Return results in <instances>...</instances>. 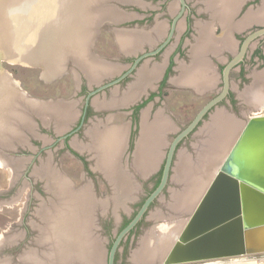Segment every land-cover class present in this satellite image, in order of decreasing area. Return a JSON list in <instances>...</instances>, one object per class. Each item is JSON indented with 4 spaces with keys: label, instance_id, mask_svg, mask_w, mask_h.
I'll return each mask as SVG.
<instances>
[{
    "label": "water",
    "instance_id": "95a60500",
    "mask_svg": "<svg viewBox=\"0 0 264 264\" xmlns=\"http://www.w3.org/2000/svg\"><path fill=\"white\" fill-rule=\"evenodd\" d=\"M29 1L32 3H29ZM71 1L73 2L72 7L67 8L64 4V0H57V2H55L57 6L54 4L53 9L50 11L49 0H0V19H6L5 24L0 27V78L3 76L2 73H5L1 65V59L4 57L10 58L13 61L19 60L21 62H31L35 60L41 64L44 72L49 70L51 63H53L54 67L61 68L60 65L63 63L65 64L68 59H71L73 64L81 70L82 73L84 72L85 75L89 76L90 81L93 80L95 76L96 78L94 80L97 79L98 75L92 59H95V57H93L90 52L91 38L101 31L103 24L116 27L126 20L123 13L122 16L118 17L117 9L122 5H127L128 0ZM179 1L181 3V8L173 16L170 30L161 44L155 49L146 51L136 57L132 64L115 79L100 84L96 89L89 91L84 101V111L79 125L67 134L61 133L57 141H61L62 138L81 128L84 122L85 110L89 104L91 95L106 87L117 85L120 80L137 69V64L141 59L156 54L169 42L185 8V0ZM13 6L17 8L16 11H12L11 8ZM55 8L56 11L54 12ZM72 25H75L73 32L74 36L69 37L66 32ZM4 26L6 28L2 29ZM58 29L63 30V32L58 34ZM14 32L20 37L19 44L17 43L18 47H16L19 50L17 51L19 57L16 56L15 59L13 58V53H11L14 52L13 50L15 47H12L13 49L8 47V51L7 49H3L2 42L4 41V44L7 45V40L13 39L12 35H15ZM53 33L54 37L52 36ZM56 35L59 36V40L57 41L55 40ZM9 37H11V39ZM260 37L264 39V25L254 28L243 37L238 50L233 53L222 68V86L215 95L199 108L191 120L175 133L168 144L165 161L157 185L146 195L127 224L116 232L108 251L104 253L101 250L100 253L94 255V258L89 254L87 258L82 259L79 258L77 252H73L74 250L72 248L71 252L73 253L70 254L72 255L70 259L62 260L64 264L66 261L70 263V260L72 263L78 261V264H85L84 261L86 259L97 264L99 263L101 254L105 258V264L115 263V255L121 242L133 229H135L137 224L144 219L146 213L149 212L150 206L162 196L164 190L167 188L173 171V156L178 143L184 138H187L189 134L198 127V124L204 119L205 115L225 98L230 88L231 82L229 73L231 69L243 60L251 43ZM26 38L33 39V44L36 42L35 45L25 44L24 41ZM63 39L67 40L65 45L62 42ZM14 45L15 43L10 46ZM52 57L55 58L53 62H51ZM59 60L63 61L59 64ZM60 71H62V69L57 73ZM136 72H138V70H136ZM56 76H59V74ZM4 77L5 75L3 78ZM6 77L4 79L8 85H0V113H4L3 118L5 121L2 126H0V151L3 152L11 151L13 149V143L19 142L22 143V145H26V143L21 140L22 136H17L13 131L11 132L12 134L6 136L3 133V131L7 130L6 128L4 129V124L6 125L7 123L10 127L16 125L29 128L27 129L29 132H34L33 128L35 127L33 123L28 124V122H31V119L27 121L21 119L22 121H20L22 123L20 125H17L15 122L17 121L15 116L13 119L11 113L17 109V105L14 108L13 104L16 98H14V95L12 96V93L18 92V94H20L19 96H22L24 93L15 88L13 81L9 80L11 78L7 77V79ZM22 98V100H18L19 111L32 112L33 115H37V119L41 121L42 124L46 123L48 125L51 121L53 126H58V132L61 131V128L62 130L66 128L69 121L75 119L74 110L71 114L70 106L63 100L52 102V100L28 98L25 95H23ZM64 106H67L70 112V117L68 119L63 117L65 113L61 109H64ZM96 108L99 107L97 106ZM108 128L114 129L116 127L110 126ZM85 132L89 143L94 145L93 139L90 137V129H86ZM141 136L142 132L139 134L138 142ZM123 144L124 137L122 146ZM46 148H48V146ZM92 150L95 155L100 153L101 148L93 146ZM88 151L90 152V150ZM34 157H37V154L34 155ZM4 159L8 160L9 158ZM92 160L94 161L96 169L98 168V170L95 171L101 174L108 185L109 195H107L106 199L103 201H97L92 196L91 199L94 205L88 215L94 214L95 208L99 207L101 204L103 205L102 202H105L104 205H109L114 209L113 222L116 223L119 218L118 211L126 210L127 203L134 199L132 192L135 188L133 182L130 180V174L128 170H114L113 167H105L102 160H100V158H95V156ZM14 161L16 162V160ZM110 170L116 175H114V179L110 177L111 174H107ZM132 172L143 179L147 177L149 171L142 172L140 170H132ZM44 173L47 175V177L45 176L46 191L50 193L52 198L59 200L55 210L64 208L67 204V200L62 198H64L65 195L61 197L57 194L56 186L54 187L52 185L53 179L50 178L52 173ZM177 175L181 179L183 177H189L187 175L181 177L178 170ZM183 182L185 186L189 184H186V181ZM127 184H129V186H127ZM67 187L73 192L72 194H80L88 189V186L71 189L68 184ZM176 197V193L174 194L173 192L171 194V202L175 201ZM190 210H192V212L189 217L184 222L176 224V229L173 230V234L170 237L172 238L173 236V242L168 246L167 250V244L153 240L152 243H157V246L155 247L153 244V246L146 247L147 251L150 253L147 254L144 259L140 261L133 260V256L138 252V249L134 250L131 254L133 263L185 264L264 253V114L253 115L242 125L238 124L237 131L234 133L227 149L213 165L212 169L207 172L196 200L189 206L188 211ZM54 211H45L48 216H51L49 218L45 216V213L43 214L44 217L35 215V218L41 222V225L49 221L54 224L55 222H52L51 219L55 214ZM181 212H178V214ZM86 214L87 212L85 211V215ZM174 218L175 216L170 217V220ZM41 230L42 228L39 229L38 232L40 233ZM176 232H178L177 235ZM46 234H48L47 231H44V235ZM154 234L155 232L152 233V239L157 237V235ZM44 235L39 236V241L44 242L45 245H50L52 253L48 256L49 252H41L39 255L38 251L31 250L29 253L19 258L21 264H37L40 262L43 264H47V262L50 264L59 263L58 255H53L58 252L57 242L54 243L56 240H54L53 237H47V235L44 237ZM71 238L72 237H70L71 244L75 243ZM85 238L87 237H84V239Z\"/></svg>",
    "mask_w": 264,
    "mask_h": 264
},
{
    "label": "rangeland",
    "instance_id": "374dc122",
    "mask_svg": "<svg viewBox=\"0 0 264 264\" xmlns=\"http://www.w3.org/2000/svg\"><path fill=\"white\" fill-rule=\"evenodd\" d=\"M49 1H50V11H51L57 0H49ZM59 1H63V0H59ZM145 1L152 3V6L154 7V9H156L158 3L162 0H153V1L145 0ZM29 3L32 2L29 1ZM64 4L66 5L67 8H69L72 7L73 2L71 0H64ZM125 8L126 9L128 8L129 11L138 12L140 13V15L142 14V12L144 13V11H141L138 8L134 7V5L133 6L129 5L126 6ZM11 9L12 11L13 10L16 11L17 8L13 6ZM55 11L56 8L54 12ZM155 15H157V13L154 14V16ZM140 18L124 22L122 25L124 26L129 25L130 27H132L135 24L143 26L147 23H151L149 21H151L152 18H148L145 21ZM5 22L6 19H1L0 26L1 25L3 26ZM260 25L261 24L259 23H253L252 26H249L247 27V29L241 31V34L244 35L246 32H249L252 28L254 29L260 27ZM5 26L2 29L6 28ZM74 28L75 25H72L70 28L72 33L71 32L67 33L69 37L74 36L73 34ZM112 29H110V26H108V24H103L101 31L98 32L96 36H92L91 38L90 52L93 55V57H95L97 60H105L106 63L109 64L118 62L122 66H128L129 62L124 61L123 58L120 59L121 52L119 50V46L116 41V34ZM52 36L54 37V33L52 34ZM176 36L177 34L175 35L174 39L176 38ZM58 37L59 36L57 35L55 36L56 41L59 40ZM119 37L120 36H118V39ZM19 38L20 37L16 33L15 35H13V39H12L13 42L10 45L15 43L14 46H10L9 44H8L9 46H7L6 44H4V41H2L3 49H7L8 47H11V49H13L12 47H15L13 50L14 52H11L14 55L13 56L14 59L16 58V56L19 57L17 54V51L19 50L16 48L18 47L19 44L18 43ZM174 39L167 45V47L164 49L162 54L165 52V50L167 51L171 48L172 44L175 43ZM24 43L29 45L30 44L35 45L36 42H34L33 44V39L26 38ZM252 45H253V50L256 46H259L264 53L263 37L257 38L252 43ZM54 59L55 58L52 57L51 62H53ZM92 59L96 61V59L94 58ZM18 61L19 60L13 61L10 58L3 57L1 59V65L5 73L4 74L2 73V75L3 76L5 75V77L7 76L11 78L13 81H15V83H17L18 89L22 91V93H24L28 98H33L37 100H52V102H57V100H63L66 103H68V105L71 108V114L73 113V110L75 113V119H72L71 120L72 122L74 121L76 122L80 111V106L83 105L86 96L84 91H78L77 88L80 85H82L83 87H87L88 89H90L91 87H93L94 84L102 82V80L104 79L110 78L109 76H107L98 80L97 77V79L94 80L96 78L95 76V78L90 81L89 76L85 75L84 72L82 73L81 70H79L73 64L71 59H68V61H66L65 64L63 63L62 65H60L61 68L60 67L56 68L54 67L53 63H51L50 69L53 70L54 72L48 76L43 71L41 64H39L35 60L31 62H21V61L18 62ZM61 61L59 60V64ZM262 61L263 60L258 59L257 56H253V62L248 60L246 64L248 69L247 71L248 78L243 82V84L238 83L239 79L237 73L233 71L231 73V84H232L231 87L233 89V95L236 98V104L231 106V104H229L227 100L226 102L218 103L215 108H212L209 111V113L205 115L204 119L200 121V123L198 124V127L195 128V130L192 133H190L187 138H184L180 142L176 151V157L174 159V164L172 168L173 171L171 173V179L167 185V188L164 190L162 196L150 206L149 212L146 213V216L144 217L142 222L134 229L132 233L128 235V237L123 242V244L121 243L118 251V258H117L118 263L124 262L126 264H134L133 263L134 259L132 260L131 254L134 252L135 249L139 250L141 245H145L146 241L148 242L149 247L153 246L154 243L151 242L153 241L152 233L154 230H156L161 226H165V225L167 226L171 224H178L180 222H184L189 217L190 213L192 212V210L188 211L189 208L186 211H182L180 214H178V212H175V210L172 208L173 206H171V201H172L171 194L174 192V194L176 193V195H179L185 190V188L188 189L190 187L189 186L190 183L186 179H181L178 177L176 168L180 164L181 159H186L196 162V159L198 157V150H199L198 147L200 146L201 140L205 139V137H208L207 134H205L206 133L205 131L207 130L208 127L207 125H209L210 124L209 122L212 120L211 117L214 119V117L217 114H223L226 115V118H228L229 116V119H231L234 123L242 125L249 117L253 115L264 114V65L262 64ZM105 68H109V67L107 66ZM61 69L62 71L57 73ZM102 71L103 73L108 72L105 70ZM57 74H59V76H56ZM251 75L252 77H250ZM254 75L256 79V81H254V84L260 83L261 85L260 86L261 94H259L261 98L260 99L258 98L256 101H253L251 98L249 99V96H247L246 94L251 90L253 86ZM2 78H0V82ZM4 78L2 79L3 81ZM134 80L135 79L131 77L130 79L126 80L123 83L133 84ZM113 87H111V89ZM219 88L220 86L217 87L216 89L209 90L208 92L202 94L194 93L186 88H179V87L168 88V89L166 88L161 92L159 96H156L154 100L152 99L149 101L148 105L152 104L154 106V110L157 109L156 112L160 110L162 112L161 113L162 117L169 120L168 121L169 123L171 121V128L169 129L166 135L167 136L166 141L168 144L172 140L175 133L179 131L183 126H185L191 120V118L199 110V108L213 95H215V93H217L216 91H218ZM104 94L105 91H102L97 95H95L94 97H92V105L94 106L96 105V103H100L97 102L98 100L95 97H99L100 95L102 96ZM109 96H111V98H109L108 100L106 99L101 101L105 102V104L108 105V103H111L112 100H114V98H116L117 101L120 100L122 94H114L111 93L110 91ZM249 100H252L250 102H252L253 106L249 104ZM16 105L17 102L15 100L13 104L14 108ZM107 105L104 108L101 107L96 108L95 106L93 107L94 110L89 114L88 120L83 125L82 130L76 134H72L71 137L69 138L68 141L72 147L75 146L73 142L74 140H78L82 145L89 142L88 138L86 137L87 134H85L86 129L89 130L88 128L108 130V132H110L111 130L108 128L110 126L122 127L123 129V124L128 119L125 115L126 112L122 111L120 108L116 109L115 105L112 107L109 105H108L109 107H107ZM15 114L16 113L14 112L11 113L12 116H15ZM18 119L21 120L20 118ZM31 123H33V125L35 126L33 128L34 129L33 138L37 140V142L28 143L26 146L22 145V143L19 142L13 143V147H12L13 149L9 153L10 158L8 157V154L1 151L9 159L7 160L4 158H0V264H21L19 262V258L25 255L26 253H29L31 250L38 251L39 255L41 252H49L48 253L49 256L50 253H52L50 248L51 246L47 244L45 245L44 242L39 241L40 240L39 236L44 235V231L45 232L47 231L48 233L46 234L47 237L50 236V238L53 237L54 240H56L54 241V243L57 242L58 252L54 253L53 255L54 256L58 255L59 258L58 264H64L61 258H63L64 256L63 260L70 259V257L72 256L70 254L79 251L78 250L79 248L77 246H76L77 248L73 246V250H74L73 252H71L72 251L71 250L70 253L61 256L60 255L61 249L59 250L60 245L58 244V242H60L59 241L60 239L55 232V226L57 224L60 225L59 224L60 220L58 221V219L57 220L55 219V217L58 215L53 217L54 221L52 222H55L54 224L50 223L51 221H49L48 223H42L41 225L40 224L41 222H39L38 219L35 218L36 217L35 215L38 216L41 215L42 217H44L43 214L45 213V211L53 212L55 210V207H57L58 206L57 204L59 203V200L52 198L50 193L46 191L45 176L47 177V175L44 172H46L47 165H45V163L53 167L54 169L55 168L60 169V170H55L56 172H58L57 175L54 174L55 172L53 171L50 178L54 180L57 177L61 178L63 182H66L64 184H68L71 187V189H77L81 187L83 188L84 186L90 185L89 189H87V191L85 192L87 194L85 201L86 212L88 209L91 210V208L94 205L93 203L89 204L90 195L91 197L93 196L97 201H103L104 199H106L107 195H109V188L108 185L105 184V182L102 180V176H100L101 174L95 170H85L83 168V165L79 162V160H77V158H75L71 153H69L68 150H65L63 148L62 141H57V143L53 147L46 149L44 148L43 152L38 153L37 157H35L34 160H31L32 153L37 152V148L39 146H44L49 143L53 144L54 138L56 136L60 135L65 131L70 130L73 126L72 124L69 123L66 128H64L63 130L61 128V131L58 132L57 131L58 126L56 127L55 125L53 126L51 121L50 124L48 125L46 123L42 124L41 121L37 119V115L32 116V120L31 122H28V124ZM163 135L164 134H162V137H164ZM28 137L29 134L27 138ZM123 137L124 135L121 136L119 139L123 140ZM165 147L163 140V148L161 150L162 157L165 154V149H166ZM20 151H26L28 153L19 156L15 155L14 152H20ZM80 152H82L80 154L83 155V157L87 160L86 165L91 168L92 155L84 153L83 151ZM14 160H16V162ZM162 160L163 158L160 161L162 162ZM29 162H31L29 165L30 169L27 170ZM10 163H12V165ZM26 172L30 180H27L26 176L24 175ZM59 172L61 173V175ZM129 172H130V180L133 182V186L135 188V190L132 192L134 195L133 196L134 199L131 202L127 203L126 210L118 211L119 218L116 223L114 222L112 223L109 229L110 236H107L106 233H102V229H101V225L106 221L107 217L112 216V220H113L114 209L109 205L108 206L104 205L105 202H102L103 205L101 204L99 207H97L98 211H96V213L94 212V214L92 213V215L91 214L88 215L89 211L87 212L83 220L81 233L80 231L77 232L78 229H76L70 235V237H73V240L76 242H78V240L80 239L79 241H81L83 244L86 243L89 246L91 244L93 246L97 245L96 248L91 246V248L96 252V255L100 253L101 250L104 253L108 251L112 237H114L116 232L119 230L120 228L119 226H121V224L126 219L130 218L134 214V212L138 209V207L140 206L141 202L144 200L146 195L155 187V185L153 184L154 182H156V178L158 179L161 170H152L151 173H148L147 177L143 179H141L137 174H134L132 170H130ZM31 181L33 182L34 185L33 191H31L30 188ZM183 181H186V184L187 183L189 184L185 186ZM56 187L61 188L58 183H56ZM60 190L59 192H57L59 196L60 194L63 195V192ZM69 193L71 192L69 191ZM60 210L61 209H58L57 212L55 213L59 214L61 212ZM66 211L67 209L62 211L61 214L64 215ZM88 216L90 217V221L92 222L91 224L92 227L94 225L97 227V232L94 235L92 234V236H90L89 233V236L87 237V234L85 233V228L87 226L86 224L89 223ZM173 216H175V218L173 220L172 219L170 220V217ZM33 222L36 224H33ZM53 225L55 226L53 227ZM70 226L71 228H73L72 225ZM40 227L42 228V230L39 233L38 230L41 229ZM178 232H176V235L178 234ZM80 234L81 237L79 238L78 236H80ZM46 235H44V237ZM84 237L87 238L84 239ZM170 239H173V236L172 238L165 239L166 241L163 240L164 244L168 242L166 250L168 249V246L173 242V240H171L170 242ZM82 254L78 253V255L81 257ZM92 258H94V255H92ZM104 259L105 258L101 254L99 258V263L97 264H105ZM84 263L94 264L89 259H86ZM37 264H43V263L40 262ZM47 264L50 263L47 262ZM65 264H78V261L77 262L74 261L72 263V261L70 260V263L66 261ZM185 264H264V253H258L254 255H246L240 257H232V258L204 260V261L191 262Z\"/></svg>",
    "mask_w": 264,
    "mask_h": 264
},
{
    "label": "flooded vegetation",
    "instance_id": "af4514ba",
    "mask_svg": "<svg viewBox=\"0 0 264 264\" xmlns=\"http://www.w3.org/2000/svg\"><path fill=\"white\" fill-rule=\"evenodd\" d=\"M171 1L172 0L160 1L157 5L156 9H154L153 6H150V5H152V3H150V5L144 6L142 9H139L141 11H144V13L142 12L143 16L141 18L144 21L147 20L148 18H152L154 16V14H156V13L157 14L162 13L163 15L161 16V18L163 17V18L167 19V28H166L164 34L162 35V37H160L159 40L152 42L151 46L146 44L137 51L131 50L126 55L122 54L123 56L121 55L120 59L123 58V60L126 62H129V65H130L135 60V58L138 57L140 54H142L146 51L155 49L157 46H159L161 44V42L166 38V36L170 30V25H171V21H172L173 16L181 8L180 1L176 0L177 7L175 8V11L173 12V14L170 16L168 13L170 12L171 9H169L168 6L171 3ZM257 2H259V0H245L244 4L240 10L239 15H241L243 13V11H245V9L249 5H253ZM200 7H202V4L199 1L185 0L184 12H183L182 16L179 18V20L181 18H183V20H184V29L178 35L177 41L173 44V47L170 50L169 54H167V56L163 59L162 52L164 51V49L167 47V45L174 39L175 35L177 34V28L176 27H177L178 22L176 24L175 30H174L173 35H172L171 39L169 40V42L156 54L151 55V56H147V57H145L139 61V63L137 64V67L143 62V60H145L146 58H150V60L146 63V66H143L144 70L141 68V72H139V74H138V72H136L137 69H135L130 73V75H127L126 77H124L122 80H120L117 83V84H119V91H120L119 94H122V91L125 92L120 97L121 100H124L125 104L124 103L123 104H116L115 108L116 109L120 108L122 111L126 112L125 115L128 119L124 122L123 129H121V130H123L124 144L122 146V143H120V145L122 147L119 146L120 148L118 147L116 152H115V150H116L115 147L111 146L112 142H110L108 134H107V136H105V134L108 132V130L104 131L102 129L89 128L90 132L95 130L96 133L98 132V133L102 134V135L99 134L100 138H104V140L107 139L104 142H106V143L109 142L108 143V145L110 144L109 148L113 149V150H111L112 152H110V153H108L109 152L108 150H106V151L102 150V144L100 147L98 146L100 144L99 139L98 140H96V139L99 136H97L94 139L90 135V137H92V139H93L94 145H92V143H89V142L82 145L78 140L73 141L75 144V146H74L75 148L69 144L68 140L71 137V135L76 134L82 130L83 125L88 120L89 114L94 110L93 107L98 106V107L104 108V106L107 105V104H105V102H103L101 100H106V99L108 100L109 98H111V96H109V93H110V91H111V93H113V92H112V90H109V89H111V87H113V86L106 87V88H104V89H102V90H100V91H98L95 94L90 96L89 104L85 110L83 125L76 132L67 135L66 137L62 138V140H61L63 148L65 150H68L69 153H71L75 158H77V160H79V162L83 165V168L85 170H98V168L96 169V167L94 165V161L92 160V159H94V156H95V158H100V160L103 159L102 163L105 165V167H109V168L113 167L114 170H128L129 174H130V172H129L130 170H149L148 173H151L152 170H162V167H163V164L165 161L167 148H168V143L166 141V138H167L166 135H167L169 129L171 128V121L169 123L168 122L169 120H167L166 118H163L162 114H161L162 112L160 110H158L156 112L157 109L154 110V106L152 104L148 105L149 101L152 99L154 100L155 97L159 96L161 94V92L166 88L167 89L168 88H175V87L186 88V89H188L194 93L202 94V93H199L201 90H206L205 92H208L209 90L216 89L217 87L222 86V77H221L222 68L225 65V63L231 58V56L233 54L229 50H226L223 47H222L221 51H218L220 49V48H218L219 44L218 43L215 44L214 42H215V40H220L221 37H220V33H219L220 32V26L216 20L213 22L212 29H209V27L206 28L205 31L207 34L205 33L206 35H202V33L200 31L201 25H196L195 22L197 20V16L208 18V12L198 11L199 10L198 8H200ZM239 15H238V17H239ZM152 20H153V18L151 19V21ZM151 21H149V22H151ZM127 24H129V23H127ZM251 30H253V28ZM246 33H248V32H246ZM246 33L244 35L241 33H235L234 34L235 40L237 41L235 51L238 50V48L241 44V41H242L243 37L246 35ZM141 34H144V32L141 31ZM200 35L206 36L207 38L213 40V45L206 46V48L202 54H201V51H200V53L195 54L197 51H199L200 38H201ZM252 43H251L250 47L247 49L243 60L240 61L237 65H235L231 69V71L229 73L230 81H231V73L234 71L237 73V76L239 79L238 83L243 84V82L248 78V76H247L248 69H247L246 64H247L248 60L253 62V56H257L258 59L263 60L262 64L264 65V53H263V51L261 50V48L259 46H256L253 50ZM217 51H218V53L219 52L220 53L215 54V52H217ZM192 52L194 54H191ZM218 55H222L224 57V59H225L224 62L220 63V61L218 60V57H219ZM178 60H181V62H180L181 66L182 65H187V66L193 65L194 66L196 64H199V61H201V60H207V61H204L206 64H209V61L213 62L216 65V71L218 73V82H217L216 86L213 87L212 89H210L209 87L196 89V87L194 86V84L192 82L193 80H191V82H189L187 84V86H184V85L183 86H177V85H175L174 82L172 83L170 78L178 72V68H177V66L179 65ZM127 67H124L120 71V73L115 74L113 77L104 79V80H102V82L94 84L93 87H91L90 89H88L87 87H83L82 85H80L78 88L77 87L76 88L78 91H84L85 94L87 95L89 91L96 89L98 85L103 84L109 80H113L116 77H118L120 74H122L127 69ZM153 68H156V72H151L148 74V72L153 70ZM99 72L101 73V71H99ZM136 76H137V78H136ZM131 77L135 79L133 81V84L123 83L126 80L130 79ZM250 77H252V75ZM128 85H129V88L127 89ZM231 85L232 84L230 83L229 92L221 102H226V100H227L228 103L231 104V106H233L234 104H236V98L233 95V89H232ZM102 91H105V94H104L105 96L100 95L99 97H95L98 100L97 102H100V103H96V105L93 106L92 105V97H94L95 95H97L98 93H100ZM126 92H129V94H126ZM131 93L134 94V97L132 96V98L128 99V95H132ZM85 98H86V96H85ZM250 101L251 100H249V104L251 106H253L252 102H250ZM83 111H84V103L82 106H80V111H79L78 118H77L76 122L75 121L74 122L69 121V123L72 122V123H70L73 125L72 128L68 131L63 132V134H67V133L71 132L74 128H76L79 125V123L81 121V117L83 115ZM67 112L69 114L66 113L65 118L68 119L70 117V112H69V110ZM158 121H163L166 124L165 128L162 129V130H164V131H162L163 132L162 134H164L163 135L164 136L163 137L164 138L163 139L164 140V147L166 146L165 147L166 148L165 154L163 157L161 155V150L163 148V141L159 144H155L156 143L155 138H157L156 137L157 136L156 135L157 129H156L155 124H157ZM228 121L229 122H227V123H230L231 125L237 124V123H234L231 119H228ZM3 122H5V121L2 119V123ZM144 125L147 126V130L145 132H147V135H148L147 136L148 142H146L147 144L144 143V147L147 148V150H148L147 155H146L148 157H147L146 161H144L143 159L141 160L140 155L142 152L141 153L139 152V150L141 149V146H142L143 140H141V139H142L143 133H142V136L140 137V140L138 142L139 134H140V132H143V126ZM166 128H168V129H166ZM158 133H161V130L158 131ZM28 134H29V137H28V142H26V145L28 143L37 142V140H35L33 138V135L27 130V136H28ZM58 136H56L54 138L53 144L49 143V144H46L44 146H39L37 148V152L32 153L31 160L35 159L34 155L44 151V148H42V147H45V149L47 146H48V148L53 147L57 143ZM104 142H102V143L104 144ZM122 142H123V140H122ZM180 142L178 143V145L176 147L175 154L173 156V161L176 157V151H177V148H178ZM106 143L103 145V147L106 145ZM26 145H24V146H26ZM93 146H97L98 148H101L99 154L98 153L95 155L93 154L94 153V151L92 150ZM88 150H90L91 153ZM80 151H83L84 153L92 155L91 156L92 157L91 158V164H92L91 168H93V169H91L89 166L86 165L87 160L83 157V155L80 154V153H82ZM113 151L115 152L114 156H112L114 153ZM5 153L8 154V156H10V154H9L10 151H5ZM14 153H15V155L19 156V155L27 154L28 152L20 151V152H14ZM33 157H34V159H33ZM162 158H163V160L161 162L160 160ZM105 162H106V164H105ZM30 163L31 162H29V164H28L27 170L30 169V166H29ZM45 165H47L46 166V172L52 173L54 171L55 172L54 174H56V175L58 174V172H56L55 170H60L59 168L54 169L53 167L49 166L46 163H45ZM24 175L26 176L27 180H30V178L27 175V172ZM60 175H61V173H60ZM115 176L112 175L111 177L114 179ZM96 178H99V177H96ZM56 179L59 180L61 178H55V180L54 179L52 180V185L54 187L56 186V183H58L59 181L62 180L61 179L58 181ZM158 179H159V177H158ZM158 179L156 178V182ZM102 180L105 182V184H107L103 178H102ZM156 182H154L153 185H155ZM89 187H90V185H88V189H89ZM30 188H31V191L34 190V185H33L32 181L30 182ZM56 190H57V187H56ZM57 210L58 209H56L54 211V213L57 212ZM61 210H62V208H61ZM91 210H92V208H91ZM91 210L88 209L87 212L89 211L88 213H90ZM96 211H98L97 207L95 208V213H96ZM61 212H60V215H61ZM56 215H57V213H55L53 217H55ZM45 216L47 218L51 217V216H48L47 213H45ZM53 217L51 218L52 221H54ZM88 218H89L88 219L89 223L86 224L87 226L85 228V233L87 234V237L89 236V233H90V236H92V234L94 235L97 232V227L95 225L92 227V225H91L92 222L90 221V217L88 216ZM141 222L142 221H140L137 224V226ZM112 223H113L112 216L107 217L106 221L101 225L102 233H106L107 236H110L109 229H110ZM33 224H36V223L33 222ZM54 226L55 225H53V227ZM93 229H94V231H93ZM133 231H134V229L130 233H132ZM128 235H127V237H128ZM126 238L121 242L122 244L126 240ZM112 240H113V237H112ZM112 240H111V242H112ZM75 244H76V241H75L73 246H75ZM73 246L70 245L69 251H71ZM118 251H119V249H118ZM118 251L116 252V255H115V263L114 264H126L124 262H120V263L117 262Z\"/></svg>",
    "mask_w": 264,
    "mask_h": 264
},
{
    "label": "crops",
    "instance_id": "0c3cea01",
    "mask_svg": "<svg viewBox=\"0 0 264 264\" xmlns=\"http://www.w3.org/2000/svg\"><path fill=\"white\" fill-rule=\"evenodd\" d=\"M196 1H199L202 4V7L198 8L199 9L198 11L208 12V18L197 16V20L195 22L196 25H201L200 31H201L202 35L207 34L205 31L206 28L209 27V29H212V25H213V22L215 20L218 22V24L220 26V32L219 33H220L221 39L215 40V42H214L215 44H217V43L219 44L218 48H220V49L218 51H221V49L223 47L226 50H229L232 54L235 53L236 52L235 51L236 45H237V41L235 40V36H234L235 33H241V31H243L244 29H247V27L252 26L253 23H259V24H261L260 26L264 25V15L260 14L261 9H264V0H259V2L255 3L253 5H249L245 9V11H243V13L241 15H239V13H240V10H241L245 0H196ZM129 5H132V6L134 5V7L138 8V9H142L144 6L150 5V3L146 2L145 0H132V1L128 0L127 5H125V6L122 5L123 7H119V9H117L118 10L117 11L118 17L122 16V13H123V15H125L126 20L121 22V24H118V26H116V27H113V26L110 27V29L113 28L112 30L116 34V41H117V44L119 46V50L121 52V55L122 54L126 55L131 50L137 51L146 44L151 46L152 42L159 40L160 37H162V35L164 34V32L167 28V19L163 18V17L161 18V16L163 15L162 13L155 15L153 17V20L151 21V23H147L143 26H140L138 24H135L132 27H130L129 25H125V26L122 25L124 22L134 20L137 18L139 19L140 17L142 18V16H143V14H141L142 15L141 16L140 13L134 12V11H129L128 8L127 9L125 8L126 6H129ZM150 6H152V5H150ZM168 7H169V9H171L170 12L168 13L171 16L173 14V12L175 11V8L177 7L176 0H172ZM238 15H239V17H238ZM108 26H109V24H108ZM176 28H177V36L174 39V42L177 41L178 35L184 29L183 18H181L178 21ZM141 31L144 32V34H141ZM202 35H200L201 38H200L199 51H197L195 54L200 53V51L202 54L204 52L206 46L213 45V40L207 38L206 36H202ZM118 36H120L119 39L121 40V42L119 41ZM172 47H173V44L169 50H167V51L165 50V52L163 53V59L167 56V54H169ZM218 51L215 52V54H219L220 52L218 53ZM191 54H194V53L192 52ZM218 56H219L218 60L220 61V63L224 62V60H225L224 57L222 55H218ZM116 59H119V58H116ZM149 60H150V58H146L145 60H143V62L140 64V66L137 67L138 74H139V72H141V68L144 70L143 66H146V63ZM204 61H207V60H201V61H199V64H196L194 66L193 65H190V66L182 65L181 66V64H180L181 60H178V63H179V65L177 66L178 72L170 78L171 82L172 83L174 82L175 85H177V86H183V85L187 86V84L189 82H191V80H193L192 82H193L194 86L196 87V89H198V88L201 89V88H205V87H209L210 89H212L213 87L216 86V84L218 82V73L216 71V65L211 61H209V64H206ZM93 62H94V65L99 66L97 68L95 66V70L97 71V69H99V71H101V73H99V71H97L98 80L103 78V77H107V76L112 77L115 74L120 73V71L124 67H127V66H122L118 62L109 64V63H106L105 60H97L96 59V61L93 60ZM100 66H101V70H100ZM107 66L109 68H106L105 71H108V72L103 73L102 70H104V68ZM151 72H156V68H153V70L148 72V74ZM136 78H137V76H136ZM253 78H254L253 79V85H254L255 75L253 76ZM5 83L6 82H4L1 79L0 85L1 84H3L4 86L8 85L7 83L6 84ZM13 84H14L15 88L18 89L17 83H15V81H13ZM128 88H129V85L127 86V89ZM112 89H114V90H112ZM112 89L111 90L114 94H117V93L119 94L120 91H119L118 84L116 86H114ZM251 89H253V86ZM205 91L206 90H201L199 93H205ZM124 93L125 92L122 91V94H124ZM126 94H129V92H126ZM260 94H261V92H260ZM13 95L14 94L12 93V96ZM19 95L20 94H18V92L15 93L14 98H16V100H17V109H15L13 111L14 113H16L15 117L17 119L16 123L18 125L21 124V121L18 118L23 119L24 121H27L30 119L32 120V116H34L32 112H28V111L24 112V111L18 110V100L23 99L20 97H23V95H25V94H22V96H19ZM123 103H124V100L120 99L117 101L116 98H114V100H112L111 103H108V105L112 107L116 104H123ZM108 105H107V107H109ZM3 115H4V113L3 114L0 113V119L1 120L2 119L4 120ZM63 117H65V115ZM13 118H14V116H13ZM158 122H161V121H158ZM3 126H4V129L5 128L7 129V130L3 131V133L6 136H9L10 134H12L11 132L13 131L14 134H16L17 136L18 135L22 136L21 137L22 142H25V143L28 142L27 129L25 127H19V126H15V125L8 127L7 123H6V125L4 124ZM229 126L231 127L232 131H231ZM235 126L237 127V124H234V125H231L230 123L225 124L223 126V130H225V131L222 132L223 134H220V136L225 134L226 135L225 139L227 138L228 139L227 141H229L230 137H233L232 132H234V130L236 128ZM8 128H9V130H8ZM12 128H13V130H12ZM164 128H162V129H164ZM168 128H166V129H168ZM114 129L120 130V129H122V127H116ZM114 129H111V130H114ZM156 129H157V131H156L157 132L156 133L157 138H155V140H156L155 144H159L163 141V137H162L163 132L162 131H164V130L159 129V128H156ZM146 130H147V126L144 125L143 126V132H142L143 136L141 139V140H143L141 149L144 148V143H146L148 140L147 132H145ZM160 130H161V133H158V131H160ZM236 131H237V129H236ZM30 133H32V135H33V131ZM121 133L123 136V130ZM105 136H107V133L105 134ZM119 137H121V136H119ZM231 139H230L229 143L231 142ZM106 140H104V138H100L99 139L100 144L98 146L100 147L102 144V148H103L104 144L102 142H104ZM118 141H119V145H120V143H122V140L118 139ZM107 145H108V143H107ZM225 146H226V144L223 146V149L225 148ZM105 148H107L106 145H105ZM144 149H146V148H144ZM116 151H117V149L115 150V152ZM2 152L0 151V158H8V157L10 158V156L6 157L4 155V153H2ZM115 152L113 153L112 156L115 155ZM147 152H148V150L146 149V154H147ZM105 164H106V162H105ZM86 191H87V189H86ZM85 192L84 191L82 192V196H85V198H86L87 194Z\"/></svg>",
    "mask_w": 264,
    "mask_h": 264
},
{
    "label": "bare ground",
    "instance_id": "6f19581e",
    "mask_svg": "<svg viewBox=\"0 0 264 264\" xmlns=\"http://www.w3.org/2000/svg\"><path fill=\"white\" fill-rule=\"evenodd\" d=\"M260 14L261 15L262 14L264 15V9H261ZM0 21H1V19H0ZM62 32H63V30L58 29V34H61ZM68 32H71L70 31V28H68V30H67L66 33H68ZM11 37H9V38L11 39ZM119 41L121 42L120 39H119ZM12 42H13V40H9L8 39L7 40V45L8 44L10 45ZM62 42L65 45L67 43V40L66 39H63ZM95 66H96V68L99 67L97 65H95ZM100 69H101V66H100ZM105 69L106 68H104V70ZM97 71H99V69H97ZM53 72L54 71L49 68V70L46 71L45 74L48 76V75H51V73H53ZM260 80H262V79H260ZM255 81H256V79H255ZM1 85H3V84H1ZM260 86H261L260 83H255L253 85V89H251V91H249L248 93H246L247 96H249V99L251 98L253 101H256L258 98L259 99L261 98V96L259 95L260 94V91H259L260 90ZM132 96L134 97V94L128 95V99L129 98H132ZM14 97H15V93H14ZM61 110L66 115V113H68L67 111L69 109L66 106H64V109H61ZM65 119H67V118H65ZM228 119H229V116H228V118H226V115H223V114H217L214 117V119L212 118V120H211L212 122L211 121L209 122L210 124H209V126L207 125L208 127H207V130L205 131L206 132L205 134H207L208 137H205V139H202L201 140V143H200V146L198 147L199 150H198V157L196 159V162H193L191 160L181 159L180 164L177 166L176 170L179 171V173L181 174V177H183L185 175L189 176V177H183V178L186 179L187 181H189V183H190L189 186L190 187L188 189L185 188V190L181 194L177 195L176 200L173 201V202H171V206H173L172 208L176 212L177 211L178 212L186 211L189 208L190 204L193 203L194 200H196V197L198 196V194H199V192L201 190V185H202V182L204 181V178L206 177L207 172L212 169L213 165L218 161V159L223 155V152L227 149V146L229 144V141H230V139L232 137H230L229 141H227L228 139L227 138L225 139L226 135L224 134V135H221L220 136V134H223L222 132L225 131V130H223V126L225 124H228L227 123V122H229ZM2 124H3L2 123V120L0 119V126H2ZM155 125H156V128H159V129H162V128H164L166 126V124L163 121L158 122ZM237 128H238V124H237V127L235 128L234 132H232V136L234 135V133H235V131H236ZM230 129H231V127H230ZM231 131H232V129H231ZM121 132H122L121 129L120 130L119 129L118 130L114 129V130H110V133L109 132L107 133L110 142H112L111 143V146L112 147H115V149H118V146H120L118 139L120 138L119 136H122V133ZM97 133L94 130V131L90 132V135L95 139L100 134V133H98V134ZM98 139H100V136L96 140H98ZM105 143L106 142H104V144ZM225 144H226V146L223 149V146ZM109 145H107V143H106V147L107 148H105V146H104L102 148V150L103 151L108 150L109 153L112 152L111 150H113V149L112 148H109ZM144 148L143 149H140L139 152L140 153L142 152L141 155H140L141 160L143 159L144 161H146V159L148 157V156H146L147 155L146 154V149L147 148L146 149H144ZM110 171L107 174H111V176L112 175H115L114 172L111 171V173H110ZM140 171L147 172L149 170H140ZM56 180H58V179H56ZM59 180H61V179H59ZM64 183L65 182H63L62 180L59 181L58 184L60 185L61 188H57V190H56V192H59V190L61 189L60 191L63 192V195H61L59 193L60 196L62 197V196L65 195L64 198H65V200H67L66 201L67 204L65 205V207L62 210H60V211H64L65 209H67L66 213L64 215L63 214L60 215V213H59V214H57L58 216L55 217L56 220L57 219H58V221L60 220V223H59L60 225L57 224L55 226V232L59 236V239H60L59 240L60 242H58V244L60 245L59 246V250L61 249V252H60V255L61 256L64 255V254L69 253L70 252L69 251L70 245L71 246L74 245V243L71 244V242H70L71 241L70 240V235L73 233V231L76 230V229H78L77 232L80 231V233H81L82 224H83V220L85 218V211H86L85 210V203H86L85 201H86V198H85V196H82V192L80 194L77 193V194H74L73 195V194H71L73 192L70 191L68 189V187H67V184H64ZM61 184H63V185H61ZM127 186H129V185H127ZM69 191L71 193H69ZM89 204H92L91 195H90V202H89ZM169 212H170V210H169ZM75 223H76V225H75ZM70 225H72L73 228H71ZM175 229H176V224H171V225H167V226L166 225L165 226H161V227H159V228H157L155 230V232H156L155 235H157V237H154L153 240L154 241H159L160 243H163L164 244L163 240H165L167 238H170L171 235L173 234V230H175ZM78 237L80 238L81 237V234ZM72 239H73V237H72ZM79 240L75 244V248H77V247L79 248L78 249L79 251H77V253H81V254L83 253L82 254V257L79 256V258L84 259V258H87L89 256V254H91V255H95L96 254V252L91 248V246H93L92 244L89 246L86 243L83 244ZM171 240H173V239H170V242H171ZM154 246L156 247L157 246V243H155ZM93 247L96 248L97 245L96 246H93ZM146 247H148V242L147 241H146L145 245H141V247L138 250V252L133 256L134 260L140 261V260L144 259V257L147 254L150 253V252L147 251V248ZM63 259H64V256H63V258H61V260H63Z\"/></svg>",
    "mask_w": 264,
    "mask_h": 264
},
{
    "label": "trees",
    "instance_id": "16d2710c",
    "mask_svg": "<svg viewBox=\"0 0 264 264\" xmlns=\"http://www.w3.org/2000/svg\"><path fill=\"white\" fill-rule=\"evenodd\" d=\"M159 178H160V176H159ZM158 181H159V179L157 180V182H156L155 186L157 185ZM141 203H142V202H141ZM140 205H141V204H140ZM133 215H134V214H133ZM133 215H132V216H133ZM132 216H131V217H132ZM131 217H130V218H131ZM130 218L126 219V220H125V221L122 223V225L120 226V228H119V229H121V228H122L124 225H126V224H127V222L130 220Z\"/></svg>",
    "mask_w": 264,
    "mask_h": 264
}]
</instances>
